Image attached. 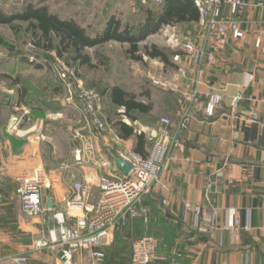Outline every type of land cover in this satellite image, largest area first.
Returning a JSON list of instances; mask_svg holds the SVG:
<instances>
[{"label":"crops","instance_id":"0c3cea01","mask_svg":"<svg viewBox=\"0 0 264 264\" xmlns=\"http://www.w3.org/2000/svg\"><path fill=\"white\" fill-rule=\"evenodd\" d=\"M245 1L241 16L245 35H230L226 47L204 64L202 93L192 107L189 126L180 132L160 184L144 200L147 220L138 218L123 233L116 232L104 251L114 246L125 252L129 245L131 257L133 240L151 234L160 240V259L153 264H264V44H256L264 32V6L258 5L264 0ZM224 13L230 14L228 4ZM193 24L195 29L199 27L198 22ZM201 33L195 32L193 37L199 45L204 42ZM172 63L162 64L178 91L157 99V94L151 93L150 113H137L135 121L126 117L130 122L122 118L135 132L146 135L148 155L154 146L150 137L160 133L161 118L172 120L171 129L177 126L184 95L193 83V76H181L178 64ZM212 87L223 90L224 100L210 118L205 108L206 93ZM240 94L242 98L235 101ZM141 100L149 102L143 97ZM42 112L44 115L37 119L40 121L25 124L26 135L9 134L5 129L8 121L0 123V264H15V256L26 257V264H63L57 251L36 250L38 241L51 236L52 216L49 211L37 216L23 211L19 175L43 171L49 181L43 189L45 207H64L74 194L76 180L93 181L96 193L92 201L96 200L100 160H110L113 170L118 167L115 151L138 153L136 136L121 137L116 124H108V130L100 133L74 100L56 113L39 110ZM140 127L146 131L140 132ZM41 134L47 138L41 139ZM79 148L82 163L75 158ZM212 178L217 183L208 193ZM47 189L51 196L45 195ZM195 207L201 208L199 214ZM209 209L215 213L216 226L205 219ZM231 210L240 220L236 230L226 228ZM90 261L88 255L76 257V264Z\"/></svg>","mask_w":264,"mask_h":264},{"label":"built area","instance_id":"2783aa9c","mask_svg":"<svg viewBox=\"0 0 264 264\" xmlns=\"http://www.w3.org/2000/svg\"><path fill=\"white\" fill-rule=\"evenodd\" d=\"M154 1L164 2V0ZM194 1L200 11L198 25L202 30L203 44L199 45L191 36L181 35L182 38L172 36L175 52L173 61L178 64V73L184 77L193 76V83L184 95L183 109L177 126L171 129L172 120L168 117L161 118L160 133L150 137L154 141V146L148 156L144 157L131 150L119 152L121 157L132 166L129 173H125L116 166L112 170L113 164L110 160H100L98 164L102 172L98 179L99 191L96 200L92 201L94 182L76 180L73 182L74 194L67 199L64 207L57 205L45 207L43 189L49 181L43 171L35 173L26 171L17 177L18 194L23 211L29 216H37L49 211L54 221L50 238L38 241L36 250L57 251L59 260L63 264H76L78 255H88L91 258L90 264H101L105 256L104 247L117 231L138 218L147 220L148 208L144 200L160 184L168 162L172 158V151L178 145V136L189 126L192 107L202 93L204 64L212 61L215 53L226 47L230 35L234 38H242L245 35L241 18L247 5L245 0ZM225 4L230 6V14L224 13ZM258 5L264 6V3L261 1ZM165 28L169 31L175 29V26L168 24ZM256 44L257 46L264 44L263 31L257 37ZM63 76L66 77V74L64 73ZM155 83L170 92H177L179 89L176 83L160 84L157 81ZM75 93L91 124L96 126L100 133L107 131L108 122L98 115L103 96L82 86ZM206 96L208 101L205 112L212 118L224 100V92L222 89L212 87ZM241 98L242 94L234 100ZM27 115V112L22 115L13 114L7 124V132L26 135L28 131L24 126L29 123L26 118H30ZM125 120L130 122L127 118ZM141 131L146 129L140 127ZM40 138L45 140L47 137L41 134ZM75 158L78 163L84 161L82 149L75 151ZM63 167L69 168L70 165L63 164ZM220 175L221 173L217 174L218 177ZM216 183L215 178L209 181L208 193ZM164 203L167 201L165 200ZM187 208L192 209V206L188 204ZM194 211L199 214L201 208L195 207ZM205 219L212 226H216L215 213L212 209L206 210ZM238 226H240V220L236 217V211L231 210L226 228L236 230ZM159 249L160 240L155 235L145 234L135 239L132 243L131 264H153L160 259ZM13 261L16 264H26V257L15 256Z\"/></svg>","mask_w":264,"mask_h":264},{"label":"rangeland","instance_id":"374dc122","mask_svg":"<svg viewBox=\"0 0 264 264\" xmlns=\"http://www.w3.org/2000/svg\"><path fill=\"white\" fill-rule=\"evenodd\" d=\"M30 1L0 0V7L6 12H12L21 9ZM32 1L48 5L51 12L59 13L62 17L75 18L92 33L102 29L107 19L113 15L120 18L123 24L137 23L143 18L145 9L153 8L159 11L162 7V3L154 0ZM171 25H174L175 29L167 31L165 25L158 33L141 42V46L157 44L170 53L174 51L173 35L176 38H182L181 35L195 37V32L201 31L199 27L195 29L196 24L193 23ZM0 36L7 42L6 45L0 44V123L8 121V124L13 114L22 115L27 112L30 118L27 117L26 121L33 124L40 121L37 119L44 115L43 112L39 113V110L56 113L67 107L71 100L81 106L75 92L82 86L103 96L98 115L103 120L107 118L112 127L118 120L129 117L112 103L109 92L111 87L120 85L137 93L150 90L152 94H157V99L170 91L155 81L160 84L174 83L169 79L170 73L165 70L159 59L145 57L144 62L133 60L126 53L128 43L109 41L97 48L87 49L86 52L93 56L92 64L95 65L90 67L75 61L71 53L60 57L55 50L48 51L37 45L27 23L16 22L12 26L0 24ZM97 50L106 58V63L98 60L95 55ZM38 64L41 67H38ZM64 73L66 77L63 76ZM23 90L27 91L26 95ZM143 98L147 100L146 97ZM71 117L75 120L74 115H70ZM5 129L7 132V126ZM95 189L93 195L96 193ZM45 193L47 196L52 195L49 189ZM128 250L129 245L124 249L127 259ZM124 264H128V260Z\"/></svg>","mask_w":264,"mask_h":264},{"label":"trees","instance_id":"16d2710c","mask_svg":"<svg viewBox=\"0 0 264 264\" xmlns=\"http://www.w3.org/2000/svg\"><path fill=\"white\" fill-rule=\"evenodd\" d=\"M161 5L159 11L153 8L145 9L143 18L137 23L127 22L123 24L120 18L113 15L107 19L102 29L92 33L75 18L62 17L59 13L51 12L48 5L42 2L37 4L31 0L26 2L21 9L12 12H6L0 7V24L12 26L16 22L27 23L31 36L37 45L48 51L55 50L60 57H63L65 53H71L75 61L90 67H95L92 64L93 56L86 50L97 48L109 41L128 43L129 47L126 53L135 61L144 62L145 57H148L159 59L165 66H171L174 62V51L169 53L157 44L141 46V42L150 35L158 33L165 25L198 22L200 11L194 0H164ZM0 44H7L1 36ZM95 55L102 63H106V58L98 50ZM38 67L41 65L38 64ZM23 91V94L26 95L27 91ZM109 92L112 103L117 107H124V114L133 121L138 119L137 113L147 114L153 109V104L150 102V90L137 93L120 85H115L110 88ZM141 97H146L149 102L141 100ZM116 125L121 137L128 139L136 136L135 150L146 157L148 155L146 135L143 132H135V128L122 119L118 120ZM127 226L117 232L123 233L127 230ZM127 260L129 264L131 257L128 255L127 259L126 252L119 251L113 246L109 252L105 251L101 264H124Z\"/></svg>","mask_w":264,"mask_h":264},{"label":"water","instance_id":"95a60500","mask_svg":"<svg viewBox=\"0 0 264 264\" xmlns=\"http://www.w3.org/2000/svg\"><path fill=\"white\" fill-rule=\"evenodd\" d=\"M114 156L116 158V162H117L118 167L121 168L125 173H129L131 171V168H132L131 164L128 161L124 160L121 157L120 153H118L116 151L114 152ZM49 224L51 227L54 226V221L52 218L50 219Z\"/></svg>","mask_w":264,"mask_h":264}]
</instances>
